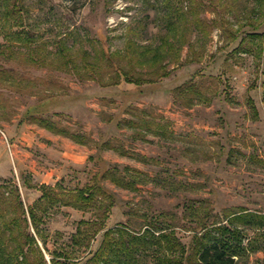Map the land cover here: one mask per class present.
<instances>
[{
	"label": "rangeland",
	"instance_id": "rangeland-1",
	"mask_svg": "<svg viewBox=\"0 0 264 264\" xmlns=\"http://www.w3.org/2000/svg\"><path fill=\"white\" fill-rule=\"evenodd\" d=\"M4 16L0 189L18 187L28 207L42 184L99 183L115 201L87 249L72 238L96 208L50 212V253L31 227L48 264L52 252L84 264L110 228L174 230L189 248L204 227L233 225L232 214L264 215V0H11ZM86 62L106 79L120 70L140 79L103 85ZM114 168L128 186L102 179ZM235 225L249 249L239 264H264V225ZM141 264L157 263L147 254Z\"/></svg>",
	"mask_w": 264,
	"mask_h": 264
},
{
	"label": "trees",
	"instance_id": "trees-1",
	"mask_svg": "<svg viewBox=\"0 0 264 264\" xmlns=\"http://www.w3.org/2000/svg\"><path fill=\"white\" fill-rule=\"evenodd\" d=\"M10 8L11 0H0V34L7 27L4 15L9 13ZM103 69L97 62L85 64V70L89 73L87 77L103 85L118 84L122 78L130 82L140 79L128 70L115 71L116 75L114 72L106 79ZM75 72L80 75L81 70ZM38 122L50 131L68 135L77 143L85 145L90 142L85 133L71 131L46 118H39ZM98 145L104 149H116L112 142ZM120 172L118 168L106 170L102 179H111L121 186H128L130 181L122 177ZM27 181L26 179L25 182ZM39 188L43 194L28 207L23 202L18 187L5 185L0 189V264H48L31 227L40 238L44 249L50 253L47 248L49 238L44 225L49 213L61 205L79 210L96 208L97 217L100 216V219L81 220L72 238L75 248H90L92 240L105 227L115 204L112 194L99 183L75 192L46 184ZM230 219L233 225L213 223L212 226L204 227L201 234L194 235L189 248L174 230L165 231L147 226L144 231L136 233L128 227L110 228L104 232L99 248L84 264H141L142 257L147 254L152 255L157 264H239V260L248 254L249 249L244 244L243 230L235 222L249 226L264 225V215L243 211L232 214ZM188 249L191 250L190 254H187ZM29 253L37 254L38 259L31 258ZM50 261L51 264H74L65 252H52Z\"/></svg>",
	"mask_w": 264,
	"mask_h": 264
},
{
	"label": "crops",
	"instance_id": "crops-1",
	"mask_svg": "<svg viewBox=\"0 0 264 264\" xmlns=\"http://www.w3.org/2000/svg\"><path fill=\"white\" fill-rule=\"evenodd\" d=\"M80 144V143H79ZM77 150H80V148H77ZM77 156H79L80 155V157H83L84 156V154L83 153H77L76 154ZM47 177H48V175H47Z\"/></svg>",
	"mask_w": 264,
	"mask_h": 264
}]
</instances>
